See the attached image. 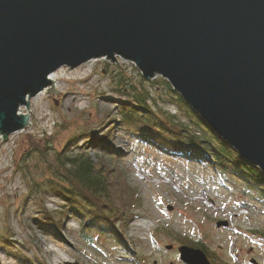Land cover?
<instances>
[{
    "label": "rangeland",
    "instance_id": "374dc122",
    "mask_svg": "<svg viewBox=\"0 0 264 264\" xmlns=\"http://www.w3.org/2000/svg\"><path fill=\"white\" fill-rule=\"evenodd\" d=\"M116 61L97 59L74 69H57L52 85L58 92L43 90L28 97V125L5 140L0 134V240L10 237V246L27 264H185L177 250L181 244L176 236L182 235L202 242L216 257L214 264H264V205L245 193L241 181L229 177L221 181L211 167L157 151L124 131L118 107L129 101L125 94L130 83L142 88V75L133 63ZM120 78L127 79L124 91H120ZM162 79L157 75L143 85L152 98L151 108L162 118L174 116L194 128L193 117ZM27 113L21 106L19 114ZM61 122H68L67 129L59 126ZM112 124L110 146L140 197L137 215L118 229L119 238L100 229L82 230L73 215L61 227L44 230L34 221L41 209L56 216L63 204L47 186L59 170L57 151L77 135L68 152L78 153L86 146L83 150L94 157L95 151L86 145V132L101 134ZM29 134L39 146L47 142L40 138L52 137L51 149L44 156L30 151ZM34 182L40 186L39 193L29 197L27 188ZM218 221L228 225L217 227ZM0 260L21 264L1 245Z\"/></svg>",
    "mask_w": 264,
    "mask_h": 264
},
{
    "label": "water",
    "instance_id": "95a60500",
    "mask_svg": "<svg viewBox=\"0 0 264 264\" xmlns=\"http://www.w3.org/2000/svg\"><path fill=\"white\" fill-rule=\"evenodd\" d=\"M117 58L165 79L264 173V0H0L2 138L28 125V97L58 92L57 69ZM177 250L185 264H212L200 248Z\"/></svg>",
    "mask_w": 264,
    "mask_h": 264
},
{
    "label": "trees",
    "instance_id": "16d2710c",
    "mask_svg": "<svg viewBox=\"0 0 264 264\" xmlns=\"http://www.w3.org/2000/svg\"><path fill=\"white\" fill-rule=\"evenodd\" d=\"M126 80L124 78L118 80V84L122 86L120 91L128 87ZM151 81L153 83V80ZM162 81L174 92L165 79ZM146 82L149 81L141 76L139 83L142 88L130 83L127 88L129 93L125 94L129 101L118 107V121L124 131L134 140L157 151L183 156L211 167L221 181L227 177L238 179L244 184L245 193L253 197L257 204L264 205V173L260 168L242 158L222 140L177 92H174L175 95L193 117V125L196 128L174 120V116L168 118L159 116L150 106L152 98L149 90L143 86ZM112 122L115 123L117 120L112 118ZM67 125L68 122H61L59 126L65 130ZM113 133V124L101 134L95 130L86 132V145L93 148L94 157L83 150L86 146L78 153H69L70 147L78 138L77 135L66 140L61 150L57 151L59 170L47 180V186L63 204L56 216L45 208L41 209L39 218L34 219L41 228L46 231L52 227L59 228L67 217L73 215L80 220L82 230L100 229L119 238L121 232L118 229L137 215L134 211L140 208V204L138 205L140 197L135 188L129 185L125 173L118 165L120 156L110 146ZM42 139H47V142L39 146L31 134L26 137L30 151L39 152L44 156L52 147L50 144L52 137L43 136L39 141H43ZM25 158L26 156L23 159ZM39 187V184L34 182L27 188V195L30 197L38 194ZM40 204L44 205V201L40 200ZM9 238L1 236L0 245L15 261L27 264L10 246ZM176 239L180 244L202 249L211 263H215L216 257L202 242L182 235H177ZM127 253L132 255L131 252Z\"/></svg>",
    "mask_w": 264,
    "mask_h": 264
},
{
    "label": "bare ground",
    "instance_id": "6f19581e",
    "mask_svg": "<svg viewBox=\"0 0 264 264\" xmlns=\"http://www.w3.org/2000/svg\"><path fill=\"white\" fill-rule=\"evenodd\" d=\"M49 79L51 80L52 84L56 83V81H57V78H56V75H55V74H51V75L49 76ZM54 85H55V84H54ZM54 85H53V86H54ZM0 264H3L1 260H0Z\"/></svg>",
    "mask_w": 264,
    "mask_h": 264
}]
</instances>
